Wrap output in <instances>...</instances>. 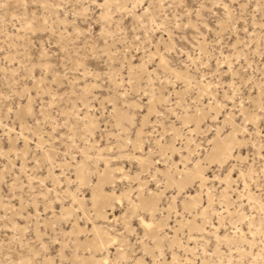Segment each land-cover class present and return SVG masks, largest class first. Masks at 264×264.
Segmentation results:
<instances>
[{
  "label": "snow or ice",
  "instance_id": "obj_1",
  "mask_svg": "<svg viewBox=\"0 0 264 264\" xmlns=\"http://www.w3.org/2000/svg\"><path fill=\"white\" fill-rule=\"evenodd\" d=\"M0 12V264H264V0Z\"/></svg>",
  "mask_w": 264,
  "mask_h": 264
},
{
  "label": "rangeland",
  "instance_id": "obj_2",
  "mask_svg": "<svg viewBox=\"0 0 264 264\" xmlns=\"http://www.w3.org/2000/svg\"><path fill=\"white\" fill-rule=\"evenodd\" d=\"M11 3H15L16 0H10ZM22 11V10H21ZM0 14H2V12H0ZM12 15H14V13H8V24L6 26L0 24V32L4 31V28L6 27L7 28V32L9 34H11L13 32V27H12V20H11V17ZM16 27H19V22L17 21L16 22ZM258 31V29H257ZM6 46V42L4 41V38L2 35H0V47H5ZM257 59H259V57H257Z\"/></svg>",
  "mask_w": 264,
  "mask_h": 264
}]
</instances>
